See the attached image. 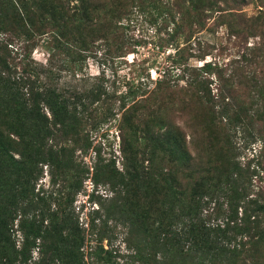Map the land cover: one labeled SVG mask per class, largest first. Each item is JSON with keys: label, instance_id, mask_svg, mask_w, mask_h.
Masks as SVG:
<instances>
[{"label": "trees", "instance_id": "trees-1", "mask_svg": "<svg viewBox=\"0 0 264 264\" xmlns=\"http://www.w3.org/2000/svg\"><path fill=\"white\" fill-rule=\"evenodd\" d=\"M135 1L138 12L147 7L162 18V26L171 23L172 37L189 43L196 30L212 31V18L240 46L228 64L205 61L214 49L207 47L211 50L196 56L205 61L198 68L181 64L179 55L172 60L183 65L175 80L164 73L153 88L129 84L113 98L122 170L97 157L90 172L76 162L75 146L84 114L91 118L89 107L105 103L104 89L94 86L66 98L27 53L13 51L12 38L48 37L51 51L65 53L74 67L88 48L85 34L91 33L89 40L110 36L120 19L133 13ZM217 1L0 0V264H116L102 255L108 253L100 244L106 221L98 229L90 224L87 235L97 247L84 254L86 229L79 227L72 202L89 176L115 195L104 211L126 226L128 241L135 242V263L264 264V156L241 162L233 140L236 133L247 140L264 137V41L260 36L247 46L245 36L250 31L256 37L249 24L261 16L214 11ZM173 8L179 9L177 22ZM211 11L219 14L212 17ZM124 49L119 43L116 57H124ZM180 51L185 50L176 54ZM190 127L194 139L187 143L184 129ZM57 138L64 142L55 144ZM140 150L147 158L138 156ZM43 167L55 194L40 186L35 192ZM211 202L215 213L226 217L232 235L226 244L216 236L225 226L212 227L202 218L210 215ZM14 231L21 235L19 248Z\"/></svg>", "mask_w": 264, "mask_h": 264}, {"label": "rangeland", "instance_id": "rangeland-1", "mask_svg": "<svg viewBox=\"0 0 264 264\" xmlns=\"http://www.w3.org/2000/svg\"><path fill=\"white\" fill-rule=\"evenodd\" d=\"M162 1L165 2L166 0ZM136 3L135 1L133 13L122 17L117 24V31L110 36L100 39V35L96 34L89 40L88 36L91 33L85 34L88 48L82 52V60L75 62L74 67L73 65L68 66L65 53L51 51V43L48 37L39 39L35 36L30 41L28 39V42L12 38L13 51L18 50L20 55L27 53V56H30L33 62L41 66L42 71L46 72V81L53 87L63 91L66 98H70L71 95L76 93L91 90L94 86L104 89L101 98L105 100V103H94L89 107L88 112H91V118H87L84 114L81 136L77 139V145L75 146L74 157L77 159L76 162L79 163L80 161L81 166L89 167L90 172L92 171L91 166L94 159L97 157L102 158L105 162L114 161L115 167L122 170L120 115L117 111L118 100L114 99L119 94H124L129 84H148L149 88H153L155 80L161 78L164 73L175 80L182 70L180 66H183L179 63L175 65L172 63L177 55L181 57V64L184 63L189 68H198L205 61L210 60L228 64V60L238 52V46H240L236 39L226 34L225 27L220 26V23L215 24V20H212V18L208 21V26L211 25L210 30L212 31L198 29L193 33V37L188 41L189 43H186L181 35L177 37L170 35L171 28H173L171 23H164L165 26H162L160 21L162 18L154 16L152 10L147 7L145 12H138ZM212 10H223L225 13H241L246 18L261 16L258 21L249 24L254 29L256 37L252 36L250 31H247L248 33L245 36L247 46L259 42L260 36L263 37L264 41V0H218ZM178 11L179 9L173 8L176 22L180 18L177 14ZM216 14L219 13L211 11L212 17ZM119 43L125 47V53L121 54L124 57H116L118 55L115 53V48ZM207 47L214 49L205 61H200L196 56L203 53V50H211ZM180 49L185 51L176 54ZM209 80L211 94L214 95L216 94L217 82L213 76ZM177 83L181 86L184 84V80H179ZM192 130L191 127L184 129L185 134H187V143L194 139L188 136ZM262 137L247 140L241 133H236L233 140L241 153L239 157L241 162H245L249 158L256 159L262 155V152L264 156V137ZM53 142L56 144V142H64V140L57 138ZM63 145L59 143L57 147ZM65 145L72 146L67 143ZM187 145L189 150H192V147L189 144ZM68 148L70 149V147ZM142 151H139L138 156L147 158L146 152ZM144 166H146V163ZM43 170V177L36 185L35 192L41 191L42 188L49 194V192L54 191V188L51 187L46 167H43ZM56 191L57 188H55L54 194ZM220 193L224 195L222 188H220ZM114 197L115 195L110 191L108 185L102 183L96 185L90 176L83 180L81 188L73 197L74 217L77 219L79 227L86 229L85 237L88 238L83 247L84 254L88 256L87 253L92 252L97 247V242L92 239L93 237L87 235L88 227L93 224L98 229L102 222L106 221L109 228H106V237L102 239L100 244L103 250L108 253L102 255L109 260L112 259L116 264H137L132 258L133 253H135L133 249L135 242L133 240L128 241L125 234L126 226L115 219H111L110 214L104 211L110 204L116 202L113 201ZM220 201H218V204ZM226 202L225 199L224 204ZM215 207L216 204L211 202L210 215L203 213L202 218L206 224L212 227L220 225L224 228L225 226V232L218 233L216 236L219 237L222 243L226 244L228 240L232 239V235L227 231L228 228L226 229V217L216 214ZM222 209H219L220 213H222ZM177 225L182 227L179 223ZM15 227H17V221ZM13 237L16 248H19L21 243L20 233L14 231ZM33 257H36L35 252Z\"/></svg>", "mask_w": 264, "mask_h": 264}]
</instances>
